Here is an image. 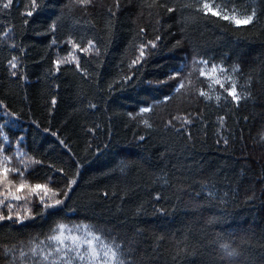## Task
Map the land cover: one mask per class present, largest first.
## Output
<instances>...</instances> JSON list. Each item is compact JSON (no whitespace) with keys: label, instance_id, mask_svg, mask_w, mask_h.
Returning <instances> with one entry per match:
<instances>
[{"label":"trees","instance_id":"16d2710c","mask_svg":"<svg viewBox=\"0 0 264 264\" xmlns=\"http://www.w3.org/2000/svg\"><path fill=\"white\" fill-rule=\"evenodd\" d=\"M28 2L0 11V125L5 110L19 118L4 129L7 154L24 170V157L14 155L23 134L20 147L40 162L25 171L28 183L61 190L68 179L76 183L60 211L23 224L0 221V244L26 241L62 219L110 231L132 249V264H264V0H213L254 11L253 23L240 27L186 7L196 0H91L86 7L43 0L26 17ZM57 17L53 34L48 25ZM157 35L156 50L130 68L134 46ZM69 37L95 47L73 53L79 68H57L53 61L72 59ZM13 56L16 69L8 64ZM194 56L223 61L229 74L239 65L237 87L248 95L233 102L198 73L179 93L157 83ZM223 243L238 255L226 257Z\"/></svg>","mask_w":264,"mask_h":264},{"label":"snow or ice","instance_id":"6c2138e0","mask_svg":"<svg viewBox=\"0 0 264 264\" xmlns=\"http://www.w3.org/2000/svg\"><path fill=\"white\" fill-rule=\"evenodd\" d=\"M81 7H86L91 3V0H75ZM13 4V0H0V11L9 9ZM45 6L43 0H29L26 5V11L22 15L32 17L34 13L41 7ZM186 7H194L195 10L203 15L204 18L215 17L218 20L229 22L236 27L246 26L252 24L255 17V12L247 14L239 11L235 5L229 7L227 3H214L213 0H196L193 5H186ZM173 9L169 8L171 12ZM60 17L52 20L48 25V31L55 33L57 21ZM27 24L28 20L25 19ZM143 32V29H141ZM161 37L156 36L155 41L148 40L146 43L141 42L134 46L138 55L131 60L129 67L141 64L145 61V57L151 54L157 48L156 41H160ZM83 37L80 42L74 41L71 37L67 43L71 45V51L68 55L72 57L71 60L57 59L53 61L57 68L61 63H76L79 68V58L73 55L76 50L87 53L95 47L93 40L89 39L87 44L81 47ZM179 43V42H177ZM52 45L56 44L55 38L51 41ZM51 46V45H50ZM96 54L99 55V48L95 49ZM17 57L13 56L8 64L10 69L17 68ZM187 68V71H185ZM239 72V65L231 67V74L225 68L223 61L220 63H210L204 57L194 56L190 65L181 64L178 68L172 69L169 74H166V79L157 81L158 84L164 85L172 89L173 92L179 93L181 89H185V80L191 84V77L194 73H198L199 77H205L209 83L208 87L218 85L221 89L231 97L233 102L239 101L248 95L246 92L238 90V81L235 74ZM12 76H16V71H11ZM23 78V77H21ZM131 76H125L123 81L126 83L131 80ZM169 81H175V86L169 84ZM225 81L230 86L225 87ZM151 84V81H148ZM111 87V85L109 86ZM243 87V86H241ZM199 96L205 99H211L208 93L204 90L199 91ZM170 96L165 94L164 101H168ZM219 100L220 96H216ZM55 104V98L52 100ZM159 100H155L154 104H159ZM95 107V105H91ZM152 105L141 107L140 114L151 111ZM5 122L0 125V139L4 143H0V221H13L17 224H23L26 220L35 219L36 217L44 218L49 214V210L60 211L65 204V198L68 197V190H71L76 183L75 179H68L66 188L68 190H61L58 188L49 187L45 184H31L25 179V171L28 170L32 163H40L35 161L31 156H28L20 144L24 141L23 134L16 137V147L14 155L20 159V164L24 166V170L12 166L13 155L7 154L8 146L11 145L9 135L4 131L5 128L13 129L17 127V120L19 119L15 112L7 110L3 113ZM131 116L132 113H129ZM189 121L185 120V123ZM146 127H151L147 120H142ZM48 131V129H45ZM56 135V133H53ZM141 140L144 137H140ZM63 144V141H60ZM127 167V164L121 165V171ZM58 171H63L62 169ZM11 176H19V181L10 178ZM105 195H107L105 193ZM211 195V193H209ZM63 197V198H61ZM38 199L36 211L33 212V200ZM159 199V196H157ZM6 209V214H5ZM226 257L232 258L238 255L236 249L230 248L229 244L223 243L220 245ZM131 248H125L123 241H118L116 236L106 233L104 229L98 228L95 224L85 221H69L65 222L62 219H57L48 228L46 232L29 234V238L25 241L23 239H14L10 243L0 244V261L3 264H132Z\"/></svg>","mask_w":264,"mask_h":264}]
</instances>
